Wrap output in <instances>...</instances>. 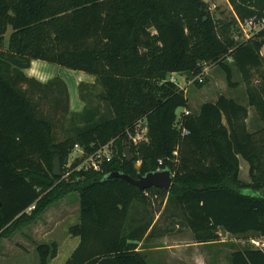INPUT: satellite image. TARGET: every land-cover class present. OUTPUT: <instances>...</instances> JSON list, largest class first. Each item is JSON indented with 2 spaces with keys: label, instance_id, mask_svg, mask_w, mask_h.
<instances>
[{
  "label": "trees",
  "instance_id": "obj_1",
  "mask_svg": "<svg viewBox=\"0 0 264 264\" xmlns=\"http://www.w3.org/2000/svg\"><path fill=\"white\" fill-rule=\"evenodd\" d=\"M231 2L241 19L264 16V0ZM231 27L203 0H0V240L78 193L79 221L69 234L80 237V243L64 264H151L138 249L151 221L133 225L138 220L131 215L134 203L147 206L150 197L107 175L119 171L137 177L163 169L174 176L171 189L147 192L174 205L173 213L196 242L218 243L220 231L264 237V127L250 131L248 106L223 94L183 114L178 125V109H190L189 98L167 80L172 72L194 77L203 63L217 64L233 88L238 83L230 59L244 76L259 70L264 30L238 41L228 35ZM32 60L96 77L98 93L80 84L87 104L79 114L70 112L64 81H50L59 84L52 91L55 109L78 122L64 140L57 139L54 120L19 87L28 80L21 70ZM247 92L249 106L264 122V87ZM139 121L148 128V141L135 145L130 135ZM110 142L114 155L102 171L53 175L55 152L64 170L76 144L90 154ZM127 145L134 161H141L139 169L127 161ZM241 158L249 165V183L240 178ZM58 251L57 242L36 243L38 264H50ZM230 262L264 264V251L238 249Z\"/></svg>",
  "mask_w": 264,
  "mask_h": 264
},
{
  "label": "rangeland",
  "instance_id": "obj_2",
  "mask_svg": "<svg viewBox=\"0 0 264 264\" xmlns=\"http://www.w3.org/2000/svg\"><path fill=\"white\" fill-rule=\"evenodd\" d=\"M203 2L206 3L208 9L215 15L217 19H222L223 21L232 23V27L228 35H231V37L233 36L238 41H244L247 38L243 28H241L240 22L245 24V20L249 17L246 19H241L238 16V13L231 0H203ZM234 21L236 25L233 24ZM11 32L12 27L9 26L5 34L6 45H8V39ZM220 34L224 37L222 32H220ZM229 63L233 66L234 81L238 83L237 86L233 88L229 87L224 71L217 64L210 65V73L208 76H206L204 84L199 86L194 83L195 85L189 90L187 88L186 93L190 101V109L192 112H196L202 103L207 101H215L221 94L233 97L240 103L248 106V128L252 132L258 131L264 127V122L261 120L257 109L253 106H249V96L247 90L250 88L254 91L256 88L261 89L264 87V64L259 70L252 69L246 76H244L233 64L231 59L229 60ZM48 65L54 67L55 69L59 68V66L56 64V66L54 64ZM60 68L63 69L62 76L64 79H66V81L71 84V78H74L75 76L73 73H76L74 72L75 70L63 66H60ZM53 104L54 97L51 99V118L54 120L57 139L61 141L69 135L74 125H78V122L70 121V115H67L66 118H64L62 112H60L58 115H54L55 108ZM180 110L181 108L178 109V112H180ZM71 134L72 133H70V135ZM79 155L80 154L76 149L73 148L70 150L69 158L64 170L62 167V174L64 172L63 178H69L73 172L77 171L82 162L86 160L85 158L80 159ZM137 163L141 165V161H138ZM240 178L248 183L251 181L249 176L248 162L242 158L240 159ZM166 202L167 201L161 196L157 198L156 202H149L147 206H142L144 208H141L140 210L145 212L150 211L153 215L156 211L160 210H164L163 215H165L166 211H168V213L175 212L174 205L170 204V206H168L169 204ZM50 211L52 212L54 218L50 219L51 224H49V227L44 225L40 226L39 224H36L35 226L32 225L30 227L23 228L19 232H16V236L13 238H5L8 239L6 241L0 240V264H38L39 259L36 252V243L42 242V240H49V230L55 231V234L57 235L53 237L51 236L49 242H52L53 238H58L60 241H62L63 238L67 236L68 227L78 222V193H70L63 201L52 206ZM132 214L133 210L131 212V215ZM161 220L162 219L160 218V221ZM165 222H168L167 227L169 231H176L174 234H181L182 240L180 245H190L191 240H194L187 227L182 224L180 217H177L174 220L172 219V221L166 220ZM177 224H179V227L176 226ZM156 229L157 228L153 230V234L155 233ZM74 237L75 236L70 235V238L61 242L60 254L57 256V258L55 257V260L53 259L54 262L52 264H64L70 255V252L72 251V240ZM221 240L223 241V244H216L218 245L216 247L220 248L225 247L224 245H226L229 248L238 250L251 246L264 249V237L255 236L253 234L234 236L222 231ZM218 248L216 249L215 247L211 246L204 248V252L208 253L206 263L230 264L231 251L228 249L226 253H224V250H218ZM152 254V257L151 255L148 256L150 262L155 260V262H152V264H161L156 255L154 253Z\"/></svg>",
  "mask_w": 264,
  "mask_h": 264
},
{
  "label": "crops",
  "instance_id": "obj_3",
  "mask_svg": "<svg viewBox=\"0 0 264 264\" xmlns=\"http://www.w3.org/2000/svg\"><path fill=\"white\" fill-rule=\"evenodd\" d=\"M261 53L264 56V47L262 48ZM48 64L52 65L53 63H49V62H46L43 60H32L29 67L23 68L21 70L22 74H24V76L28 80L22 79L19 82V87L23 91H25L26 95L29 96L38 105L37 107H38L40 113H42V115H45L47 118L51 119V111H52L51 110V99H52V97H54L56 95L52 91H55L59 84L55 83L54 85L51 86L50 81H52L55 78H60L64 81V83L67 86V90H68V94H69L70 112H78V114L83 112L85 107H86L87 102L84 101V99H82V97L80 96V84L83 83L86 85V86L83 85L85 90H87V89H89L91 91L94 90L93 92L97 93L99 90V87L94 86V85H97L96 77L92 74H88V73L83 72V71L75 70L74 72H76V73H73V74H75V76H74V78H71L72 83L70 84L62 76L63 69L60 68V65L56 64L59 66V68L55 69L54 67H51ZM13 73H14V71L12 68L11 74L13 75ZM209 73H210V70H209ZM179 74L184 76L185 78H187V80L192 79V77H188L184 73H179ZM194 85H195L194 83L190 84L187 87L188 90ZM186 92H187V89H186L185 93ZM186 95H187V93H186ZM93 104L95 106L99 105L96 98L93 99ZM53 106H54V104H53ZM185 110H187V108H185V109L181 108L180 112H177V115H178L177 121H178L179 117H181V116L183 117V114H185L184 113ZM189 110H191V109H189ZM60 112L61 111L59 108L55 109L54 115H58ZM147 130H148V128H147ZM66 197H64L61 201H63ZM52 206H54V205H52ZM52 206H50L47 210H45L41 214L40 218L36 222L29 225L28 227H30L32 225L35 226L36 224H39L40 226L44 225L46 227L47 226L49 227V224H51L50 219L54 218V216L52 215V212L50 211ZM33 207L34 206H32L31 208H33ZM78 208H79V202H78ZM141 208L143 209L144 207H142V205H139L138 203H134L132 206V209H131V212L133 210L132 217L135 218L134 220H138L137 222L133 223V225L144 226L148 221H151V223H150V226H149L143 240H141L139 242L138 249L143 251L147 255V257L149 255H151V257H152L153 256L152 253H154L156 255V257L158 258V260H160L161 264H207L206 258L208 257V253L204 252V248L211 246V247H215L217 249L218 247H216V246H218V245H216V244H219V245L223 244L222 240L220 242L214 243V244H202V243L196 242L195 240H193V241L191 240L190 245H180V242L182 240L181 234H174V233H176V231H174V232L169 231L168 227H167L168 222H165L166 220L172 221V219L174 220L175 218H177V216L174 213H171V212L168 213V211H166L165 215H163L164 210H160V211H156L154 213V215L153 214L150 215V214L146 213L145 211H141L140 210ZM160 218L162 219L161 221H160ZM78 221H79V217H78ZM43 223H45V224H43ZM72 225H74V224H72ZM72 225H70V226H72ZM176 226L179 227V224H177ZM69 227L67 229V236H65L62 241H60L58 238L52 239V242H57V244L59 245V251H58L57 256H59V254H60L61 242L65 241V239L70 238ZM25 228H27V227H25ZM152 228H157V229H156L154 234H151L149 237H147V234H149V232H151ZM221 232L222 231H220V236H221ZM189 233H191V235H192V232L190 230H189ZM14 236H16V234H14L11 238H13ZM51 236L52 237L57 236L55 234V231L49 230L48 231L49 240H46V241L42 240V242H49L51 239L50 238ZM192 237H193V235H192ZM3 240L6 241L8 239L4 238V239H2V241ZM147 241H149V242H147ZM72 242H73L72 243L73 246H72V251L70 252V255L72 254L74 249L80 243V237H74ZM38 243H40V242H38ZM224 246L225 247L218 248V250L222 249V250H224V253H226V251L228 249L231 251V253L233 251H235V249L229 248L226 245H224ZM249 247H251V246H249ZM261 250L264 251V249H262V248H261ZM231 253H230V257H231ZM57 256H56V258H57ZM69 256H68V258H69ZM53 259L55 260V258H53ZM53 259L51 260L50 264H52L54 262ZM149 262H150V260H149ZM152 262L154 263L155 260H152ZM152 262H150V263L152 264ZM230 264H231V262H230Z\"/></svg>",
  "mask_w": 264,
  "mask_h": 264
},
{
  "label": "built area",
  "instance_id": "obj_4",
  "mask_svg": "<svg viewBox=\"0 0 264 264\" xmlns=\"http://www.w3.org/2000/svg\"><path fill=\"white\" fill-rule=\"evenodd\" d=\"M241 28H243V31L245 32L246 39L251 38L252 36L256 35L257 33L264 30V16H252L245 20V24L240 22ZM202 70L192 79L187 80L184 76L180 75L178 72H172L170 73L167 80L170 82H173L177 84L181 89L186 91L187 87L190 84L196 83L198 81L199 83H204L206 80V76L209 75V68L210 65L207 63H203ZM185 115H188L191 113V110L187 109L185 110ZM182 119V116L178 118V125H180V120ZM147 126L143 121H139L136 126V134L130 135V140L135 145H138L139 143L148 141L147 138ZM188 131L184 130L183 134H187ZM74 149L78 151L79 158L86 160L82 162V164L78 167L77 170L80 169H94L96 171H102L103 169V163L108 162L113 158L114 155V149H113V143H107L105 145L100 146L98 149L93 151L92 153H87L85 149L80 146L79 144H76L74 146ZM174 154H177L175 151ZM160 164H162V161H160ZM146 191V195L150 197L151 202H156L158 196L155 195L151 197V194ZM256 243V242H255Z\"/></svg>",
  "mask_w": 264,
  "mask_h": 264
},
{
  "label": "water",
  "instance_id": "obj_5",
  "mask_svg": "<svg viewBox=\"0 0 264 264\" xmlns=\"http://www.w3.org/2000/svg\"><path fill=\"white\" fill-rule=\"evenodd\" d=\"M125 156L128 162H133L136 169L140 168V164L134 161V156L130 151L129 146L125 148ZM53 175H62V162L59 152H55V157L53 161ZM122 178L129 183L138 187L141 191H145L150 187H157L165 191H169L173 183V174L169 169L157 170L153 172H148L146 174L138 173L137 177H132L129 174L121 173L119 171L112 172L107 175L108 179Z\"/></svg>",
  "mask_w": 264,
  "mask_h": 264
}]
</instances>
